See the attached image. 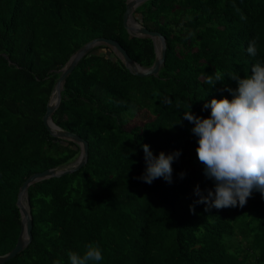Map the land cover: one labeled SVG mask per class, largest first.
<instances>
[{
    "label": "trees",
    "instance_id": "16d2710c",
    "mask_svg": "<svg viewBox=\"0 0 264 264\" xmlns=\"http://www.w3.org/2000/svg\"><path fill=\"white\" fill-rule=\"evenodd\" d=\"M125 4L0 0V255L20 233L23 182L79 156L77 144L52 137L42 121L69 58L105 38L141 67L155 60L153 41L123 27ZM133 17L165 38L163 66L157 75L136 76L106 45L78 62L52 120L87 142V162L28 187L32 239L4 264H70L68 253L83 255L89 244L102 249L100 264H264V196L254 192L243 208L194 205L196 187L207 196L215 184L198 160L194 125L182 118L190 110L210 117L204 103L232 99L223 89L238 87L230 76L243 79L264 64V0H149ZM253 43L256 56L247 51ZM216 71L225 80L213 87L206 78ZM136 110L153 119L126 130ZM144 144L157 157L181 152L171 184L138 179Z\"/></svg>",
    "mask_w": 264,
    "mask_h": 264
},
{
    "label": "clouds",
    "instance_id": "9594fccd",
    "mask_svg": "<svg viewBox=\"0 0 264 264\" xmlns=\"http://www.w3.org/2000/svg\"><path fill=\"white\" fill-rule=\"evenodd\" d=\"M248 53L257 55L255 44H250ZM238 84L236 89L226 87L223 91L232 99L213 98L203 105V110L211 109L208 118L197 116L191 110L182 117L193 124V135L198 137L197 157L205 166L204 175L214 181V190L204 196L199 188L195 195L200 199L195 204L211 208H243L254 192L264 196V64L256 63L251 75L230 76ZM225 76L216 71L206 78V83L215 87L223 83ZM146 168L138 179L151 185L158 178L171 184L173 163L181 155L161 152L155 156L147 144L142 145ZM186 174L181 173L184 178ZM194 205L190 209L194 211ZM70 264H100L104 259L98 245L89 244L83 255L68 253Z\"/></svg>",
    "mask_w": 264,
    "mask_h": 264
},
{
    "label": "water",
    "instance_id": "95a60500",
    "mask_svg": "<svg viewBox=\"0 0 264 264\" xmlns=\"http://www.w3.org/2000/svg\"><path fill=\"white\" fill-rule=\"evenodd\" d=\"M149 0H126L125 11L122 17L123 27L132 36L138 38H149L153 41L155 46L156 57L153 64L144 68L133 61L127 52L120 46V44L111 39L96 38L86 43L78 51H76L60 70V75L54 86V90L51 93L48 103L46 105L45 114L42 117V121L46 126L49 134L52 137L73 142L78 145L80 149L79 156L74 163L68 165H60L51 169L44 170L42 172L34 173L28 177L21 185L17 194L16 206L20 213L21 229L14 248L5 255H0V264H4L16 255L21 253L32 239V218L31 212L27 204L26 191L29 186L34 183L50 179L59 178L64 175L72 174L82 168L88 158V144L81 139L78 135L69 131L63 130L58 127L52 120V115L58 108L61 101V91L65 79L71 74L78 62L92 51L98 45H106L109 47L116 56L122 61L124 66L134 75L140 77H148L157 75L165 62L166 56V41L165 38L156 31H150L145 28L140 22L136 21L133 17L135 10ZM26 202V203H25Z\"/></svg>",
    "mask_w": 264,
    "mask_h": 264
},
{
    "label": "rangeland",
    "instance_id": "374dc122",
    "mask_svg": "<svg viewBox=\"0 0 264 264\" xmlns=\"http://www.w3.org/2000/svg\"><path fill=\"white\" fill-rule=\"evenodd\" d=\"M153 117L145 110H136L125 126L126 130H130L134 127H141L144 123L149 122ZM26 203V202H25Z\"/></svg>",
    "mask_w": 264,
    "mask_h": 264
}]
</instances>
